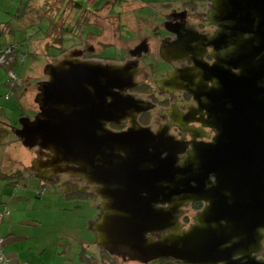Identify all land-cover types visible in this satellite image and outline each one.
<instances>
[{"label": "water", "instance_id": "1", "mask_svg": "<svg viewBox=\"0 0 264 264\" xmlns=\"http://www.w3.org/2000/svg\"><path fill=\"white\" fill-rule=\"evenodd\" d=\"M212 2L218 32L201 44L188 39L183 50L196 64L204 56L196 49L219 52L212 65L199 63L206 78L196 85L190 70L177 71L160 82L199 102L212 95L220 114L211 142L184 143L141 126L147 103L128 93L138 85V66L82 60L79 50L47 65L40 111L20 121L23 144L48 152L38 169L96 185L103 212L94 230L111 254L144 263L264 264V0ZM209 81L217 87L207 91ZM128 116L127 130L109 128ZM195 201L206 205L184 228L180 214Z\"/></svg>", "mask_w": 264, "mask_h": 264}, {"label": "flooded vegetation", "instance_id": "2", "mask_svg": "<svg viewBox=\"0 0 264 264\" xmlns=\"http://www.w3.org/2000/svg\"><path fill=\"white\" fill-rule=\"evenodd\" d=\"M177 2H181V5ZM174 3H171L172 5L167 4L170 7L162 11L161 16L163 17L160 22L155 24V28L144 26L135 30L141 35L137 37V41L128 50L116 48V52L121 54L103 57V59L109 61L110 64H117L113 62L119 61V65L130 62L138 66L140 71L135 78L138 85L130 89L128 93L147 103L146 109L138 113L137 116V121L141 126L147 127L155 133L165 132L177 141L184 143H209L217 134L212 124L220 114L217 113L219 110H216L215 103L209 98L212 95L201 96L199 98L201 102H199L187 89L176 87L170 83L160 85V82L168 79L171 74L177 71H184L183 74H189L190 70L191 77L192 75L195 76L196 85L206 78V69L200 64H204L206 67L212 65L215 62L214 55L219 52L214 51L211 47L196 49L197 53L204 55L201 60L198 56V63L196 64L193 61V55H183V50L187 47L185 42L188 39H194V43L198 41L201 44L202 40L207 42L210 37L218 32L219 27L211 23L209 16L210 12L213 11V2L212 0H177ZM141 7V9L144 8ZM138 17L144 19L141 15ZM145 20L151 22L150 19L145 18ZM145 29L150 30V35L145 36L143 34L142 31ZM121 40L123 39L121 38ZM151 40H153L152 43H150ZM156 51H158L157 55ZM167 51L172 53L166 55L170 59L163 57L162 52ZM147 60H150V63ZM195 66L197 68L193 69ZM146 67L150 73L144 70ZM141 75L143 77L139 79ZM215 87L217 84L214 82H207V91ZM129 127H131L129 116L123 120L121 126L109 125V128L116 131L127 130ZM191 150H193V144L188 146L186 152ZM35 154L37 156L33 158L32 170L36 177L61 187L80 185L81 183L82 194L88 198L92 197L97 203L99 202L101 208L103 198L95 191L96 185L86 182L81 175L72 173L45 174L42 169H38V165L49 160L48 152L37 147ZM41 159L45 161L41 163ZM205 205L206 203L203 201H195L183 208L185 212L180 214V221L184 228H188L194 223L195 216ZM102 212L101 208V214Z\"/></svg>", "mask_w": 264, "mask_h": 264}, {"label": "rangeland", "instance_id": "3", "mask_svg": "<svg viewBox=\"0 0 264 264\" xmlns=\"http://www.w3.org/2000/svg\"><path fill=\"white\" fill-rule=\"evenodd\" d=\"M30 0H0V8L4 4H10L13 8V13L20 7V5H26ZM82 4V7L77 9L75 8V0H34L31 8V11L26 16L29 22L39 21L38 17L42 15V10L44 13H48L50 17H53L54 20L59 17L58 25L56 29L53 30V34L49 38H42L45 29L41 31H37L36 35L33 39L35 41V47L30 52L28 60L22 64L20 63L17 66L18 71H20L23 80H20V83H23V89H21L20 95L22 99L23 109L29 110V114L31 119H34L35 115L40 111L39 104L36 102L37 95L39 94V82L48 79V75L45 73V69L48 64L56 63L62 58L65 57L66 54L72 53L76 50L82 51V56H79L82 60L99 62L103 64H110L109 61H105L103 57L118 55L121 53H117L116 48H122L128 50L130 46H133V43L137 41V37L141 34L136 32L135 30L139 27L147 26L149 28L154 27L157 22H160L163 16L162 11L169 8L170 6L167 4L176 3L177 0H77ZM185 1V0H182ZM190 1V0H188ZM96 3V6H94ZM174 3V4H175ZM171 4V5H172ZM177 4L181 5V2ZM143 6L144 8L141 9ZM24 7V6H23ZM94 7V9H93ZM59 13V14H58ZM141 15L144 19H140L138 16ZM78 16V18H76ZM145 18L150 19L151 22L145 20ZM62 23H75L72 24L75 27L73 36H66L62 44L67 48H71L64 55L58 58H53V61L50 60L51 56L48 55L51 52L57 53L58 50L50 49L51 52L47 51L46 44L57 41V36L60 34V24ZM140 25V26H139ZM151 25V26H150ZM46 26H49L47 23ZM145 36L150 35V30L145 29L142 31ZM121 38L123 40H121ZM11 40L15 41L14 38ZM127 42V43H125ZM151 40L150 43H152ZM159 42V41H158ZM116 45V46H115ZM121 52V51H120ZM156 55L158 51L155 52ZM45 57V59H43ZM150 63V60H147ZM153 61V59H152ZM112 65H119L120 62L116 61ZM146 67L144 70L148 73L149 70ZM4 72L2 71V74ZM150 73V72H149ZM143 75V74H142ZM140 76L139 79H142L143 76ZM16 99V97H15ZM17 100V99H16ZM3 101V99H2ZM33 112H32V111ZM21 119L16 121L18 125L21 126ZM35 148L30 149L27 148L17 133L14 132L13 136H10V141L6 145L0 144V165L1 164H10L12 162V166H15L16 170H22V164H25V160L23 153L25 152H33ZM34 156H37L36 154ZM33 156V157H34ZM33 160L30 159L27 162L29 165V169L27 171L33 174L32 170ZM28 179H21L22 182H26ZM27 183V182H26ZM33 184H36V181H32ZM45 183V182H43ZM46 184V183H45ZM60 187L57 185H49L48 193L54 194L60 191ZM65 193V192H64ZM67 194V193H66ZM82 193H78L76 195H81ZM74 195V194H73ZM67 197H64L66 199ZM87 202H84L85 210L87 209ZM89 211H85V214L88 216ZM34 214H39L38 210L33 211ZM76 220V219H75ZM71 221V219L69 220ZM88 223V220H87ZM69 224H73L69 222ZM190 224V223H188ZM188 227V225H187ZM54 234L50 236V240L57 235L55 230H53ZM96 233V232H95ZM87 235V234H86ZM92 240V238H90ZM95 240V239H94ZM95 245L91 248H86L87 252L90 254L94 253V250H98V243L95 241ZM92 245V243H90ZM77 247V244L75 245ZM74 247V248H75ZM95 247V248H94ZM100 247V246H99ZM60 248L58 245L51 244V248H37L38 257L41 256L44 258V264H73L75 259H69V261H65V259L60 256ZM83 248V246H82ZM101 250L111 254L110 252L102 249ZM4 250V248H3ZM5 253V252H4ZM116 257V264H157V262L163 260V264H184L182 262L176 261L172 258H162L151 263H144L141 261L130 260L129 258H124L123 256H119L116 254H111ZM65 257V256H64ZM264 257V252L262 254ZM66 258V257H65ZM71 261V262H70Z\"/></svg>", "mask_w": 264, "mask_h": 264}, {"label": "crops", "instance_id": "4", "mask_svg": "<svg viewBox=\"0 0 264 264\" xmlns=\"http://www.w3.org/2000/svg\"><path fill=\"white\" fill-rule=\"evenodd\" d=\"M2 7L4 17L0 12V23L8 22L5 19V14H8L11 6L4 4ZM17 21L18 23L16 20L11 22L10 31L0 35V41L11 42V38L18 41L26 40L31 50L36 48L34 44L37 38L33 39L36 33L34 28L30 27L33 22H29L27 18ZM6 77V70L0 68V93L8 91L4 84ZM23 155L25 164H22L21 175H19L20 170H16V167L12 166V162L0 165V212L5 207L10 210V213L6 214L0 222V239H4L5 254L14 263L44 264V258L38 257L37 248H51V244H55L60 247L58 248L60 256L65 261L75 258L76 261L73 264H88L89 260L81 258V254L87 252L85 249L91 248L97 241L94 226L101 215L99 202L97 203L92 197L88 198L83 194H81L83 196L66 194L63 192V187L58 184L57 187L61 188H59L60 191L47 194L48 186L54 185L53 182L42 180L40 177H36L34 172L30 174L31 172L27 171L29 169L27 162L30 159L33 160L35 151L33 155L32 152L31 154L25 152ZM17 171L18 175L15 174ZM20 176L22 177L20 178ZM27 177L29 179L26 181L27 183L21 181ZM32 181H36V184H33ZM78 186H81V183L77 184ZM64 197L67 198L64 199ZM84 202L88 204L86 209L89 211L88 216L85 214ZM34 210H38L39 214H34ZM70 219L71 221H69ZM69 222L73 224L70 225ZM53 230L57 235L52 241H47L54 234ZM76 244L77 247H75ZM96 248L98 250H94L95 253L102 251L99 246ZM0 264H2L1 261Z\"/></svg>", "mask_w": 264, "mask_h": 264}, {"label": "trees", "instance_id": "5", "mask_svg": "<svg viewBox=\"0 0 264 264\" xmlns=\"http://www.w3.org/2000/svg\"><path fill=\"white\" fill-rule=\"evenodd\" d=\"M19 1V0H17ZM34 1V0H33ZM32 0L26 3V5L22 4L20 7L15 11L16 13H13V8L11 7L8 14H5V19L8 20V22H2L0 23V35L7 33L10 31V27L12 26V21L21 20L23 21L24 18L31 11V8L33 6ZM3 6V5H2ZM24 6V7H23ZM75 8L79 9L82 7V4L75 0ZM94 6H96V3H94ZM94 9V7H93ZM1 16L4 17V11L3 7H1ZM59 14V13H58ZM18 19H15V18ZM78 18V16H76ZM58 19L57 17L55 20L53 17H50L48 13H44L42 10V15L38 17L39 21H36L35 23H31L30 27L34 28V32L41 31L42 29H45L44 33L46 35H43L42 38H49L54 32L53 30L57 28L58 25ZM47 23L49 26H46ZM75 23H62L60 24V34L57 36V41L52 43H47L46 48L48 52H51L50 49L58 50L57 53L51 52L50 60L53 61V58H58L64 55L68 50L71 48H67L62 44L64 37L66 36H73L75 35L74 30L75 27L72 25ZM54 28V29H53ZM53 29V30H52ZM76 36V35H75ZM26 40L18 41V40H11V42H6L5 40L0 41V68L3 70H6L7 77L4 80V84L7 86L8 91L5 93H0V144L6 145L8 141H10V136L14 135V132L20 128V125L16 123L17 120L22 119L24 117H32L29 114V110L23 109L22 99L20 95L21 89H23V83H20V80H23V77L21 76L20 71H18L17 66L22 63L24 64L30 55V47ZM16 97V99H15ZM3 99V101H2ZM21 103V104H20ZM16 110V111H14ZM32 111V110H31ZM33 112V111H32ZM21 124V123H20ZM21 139V138H20ZM22 174V170H20ZM15 174L18 175V171L15 172ZM22 176H20L21 178ZM75 186V187H74ZM63 192L68 194H78L81 192V186L77 187V185H72L69 187L63 186ZM8 208V207H5ZM9 209V208H8ZM3 211V210H2ZM6 215V214H5ZM3 220V219H2ZM1 220V221H2ZM0 221V222H1ZM83 253V252H82ZM6 255V254H5ZM86 259H85V257ZM5 261H1L2 264H25L22 262L14 263L8 256H5ZM116 257L114 255H111L105 251H100V253H93L90 254V252H84L81 254V258H84V260L88 261V264H116ZM75 259V258H74ZM164 261L161 260L157 262V264H163Z\"/></svg>", "mask_w": 264, "mask_h": 264}, {"label": "built area", "instance_id": "6", "mask_svg": "<svg viewBox=\"0 0 264 264\" xmlns=\"http://www.w3.org/2000/svg\"><path fill=\"white\" fill-rule=\"evenodd\" d=\"M10 213V210L8 208H5L3 211L0 212V221L3 219V217L5 216V214H9ZM3 241L4 239L1 238L0 239V260L3 262L5 261V253H4V250H3Z\"/></svg>", "mask_w": 264, "mask_h": 264}]
</instances>
